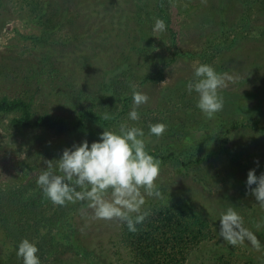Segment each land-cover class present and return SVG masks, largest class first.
Here are the masks:
<instances>
[{"label":"rangeland","instance_id":"1","mask_svg":"<svg viewBox=\"0 0 264 264\" xmlns=\"http://www.w3.org/2000/svg\"><path fill=\"white\" fill-rule=\"evenodd\" d=\"M14 2L0 0V98L30 102L35 117L73 122L93 105L102 117L114 115L105 130L118 131L122 121L143 128L148 150L161 161V196L148 197L145 210L187 198L209 223L185 264H264V206L246 187L250 169L264 174V0H41L42 17L22 0L23 10L16 11ZM157 19L165 21V31L155 30ZM199 64L233 77L221 90L225 105L214 119L201 113L198 94L186 88ZM132 85L150 98L138 109V121L128 119ZM18 115L0 113L1 191L41 190L37 178L48 160L84 140L91 144L104 130L87 123L91 142L80 131L63 138L19 131L10 124ZM161 122L164 135H151L149 126ZM47 203L42 213L49 212L30 233L37 232L32 242L51 248L47 256L38 253L41 264H120L125 258V223L96 219L87 202ZM228 208L250 233L242 243L219 235ZM55 209L66 211L58 227L45 221ZM10 241L0 234V264H23L13 256L16 240Z\"/></svg>","mask_w":264,"mask_h":264},{"label":"clouds","instance_id":"2","mask_svg":"<svg viewBox=\"0 0 264 264\" xmlns=\"http://www.w3.org/2000/svg\"><path fill=\"white\" fill-rule=\"evenodd\" d=\"M157 31H165L163 19H157ZM233 80L228 73H218L210 64L194 67L193 79L187 91L198 94L197 107L207 119H214L224 109L225 98L221 90ZM133 87V107L128 119L138 121L141 105L149 102V96ZM104 120L114 119L111 112L103 114ZM104 129V128H103ZM165 123L149 126V133L156 137L164 135ZM145 131L141 127L129 126L127 121L119 124V130H103L99 139L66 147L60 158L48 160L47 167L40 170L37 185L43 194L55 205L65 206L77 201L87 202L94 210L96 219L119 220L126 223L130 232H136L147 216L145 204L148 197L159 198L161 192L157 181L161 161L147 148ZM255 185V187H252ZM246 187L261 206H264V174L256 175L255 169L247 174ZM219 235L235 245L249 236L243 226V218L234 208H228L219 219ZM39 247L28 238L16 246V255L23 264H41Z\"/></svg>","mask_w":264,"mask_h":264},{"label":"trees","instance_id":"3","mask_svg":"<svg viewBox=\"0 0 264 264\" xmlns=\"http://www.w3.org/2000/svg\"><path fill=\"white\" fill-rule=\"evenodd\" d=\"M22 1L28 8H32V14L36 13L37 16L42 17L44 12L43 9L39 8L41 0ZM13 7L16 11L23 10L20 0H15ZM90 100L93 104L94 98ZM126 100L129 102L131 98ZM0 113L19 114L10 121L12 128L15 130H45L53 132L61 138L77 134L80 131L88 137L90 142L94 139V130L87 123L92 122L100 129L110 125V122L104 120L96 111H93V105L81 111L78 120L73 122L64 117H53L47 114L35 117L30 102L4 96L0 98ZM223 143L226 142L223 140ZM59 149H56L57 152H59ZM44 150L50 152L47 149ZM60 151L62 150L60 149ZM37 154L46 157L41 151ZM32 189V186L27 188L22 186L4 191L0 190V234L9 243H11L10 239H15V249L22 239L28 238L30 241L35 239L37 232L33 236L30 235L31 231H36L38 225H40L42 220L39 217L49 212L42 213V210H46L43 205L49 201L45 195L43 196V192L41 195L40 191L42 190H37L34 187L32 196L24 197V194L30 193ZM72 211L69 209L68 215ZM65 213L66 211L55 209L53 214H50L52 218L45 221L53 226L55 225L54 227H58L59 223L64 221L62 219ZM202 222L204 225H202ZM208 227V221H205L198 210L189 204L187 198H180L174 203L169 201L168 204L153 206L152 213L147 216L142 224L137 225L138 230L136 232H130L126 223L122 226L121 244L127 249V252L125 258H120V264H185L191 254L205 240V232H208ZM44 244L42 242L37 243L41 256H47L51 253V248L43 249ZM89 254L90 252L87 253V255ZM13 256L15 257L16 253H13ZM12 261L13 259L9 262ZM219 264L231 263L221 259Z\"/></svg>","mask_w":264,"mask_h":264}]
</instances>
